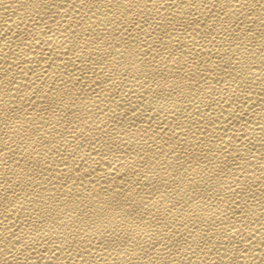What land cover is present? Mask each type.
<instances>
[{"label":"bare ground","instance_id":"obj_1","mask_svg":"<svg viewBox=\"0 0 264 264\" xmlns=\"http://www.w3.org/2000/svg\"><path fill=\"white\" fill-rule=\"evenodd\" d=\"M0 264H264V0H0Z\"/></svg>","mask_w":264,"mask_h":264}]
</instances>
